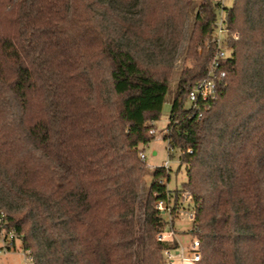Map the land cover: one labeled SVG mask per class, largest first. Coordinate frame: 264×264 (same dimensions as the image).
Instances as JSON below:
<instances>
[{"label": "trees", "instance_id": "16d2710c", "mask_svg": "<svg viewBox=\"0 0 264 264\" xmlns=\"http://www.w3.org/2000/svg\"><path fill=\"white\" fill-rule=\"evenodd\" d=\"M218 13L207 0H0V215L33 264H164L177 243L157 241L155 205L172 219L184 195L198 264H264V0L225 6L226 77L199 119L184 107ZM189 20L164 134L186 183L171 191L155 168L139 225V153Z\"/></svg>", "mask_w": 264, "mask_h": 264}, {"label": "built area", "instance_id": "2783aa9c", "mask_svg": "<svg viewBox=\"0 0 264 264\" xmlns=\"http://www.w3.org/2000/svg\"><path fill=\"white\" fill-rule=\"evenodd\" d=\"M211 3L219 6V13L214 23V31L210 39L205 43V47L212 51V58L207 67L206 75L203 79L199 80L195 84L191 85L186 103L188 108L193 112H197V118L199 119L202 112L208 108L209 103L215 100L217 89L221 87L223 80L226 77L224 66L231 58V49L228 44L229 32L225 24L224 8L226 6V0H207ZM236 39V37H235ZM149 134L153 135V131L149 130ZM168 149V147H167ZM139 158L144 161L145 156L143 152L139 153ZM165 171L168 170V164L162 167ZM184 200H189L188 195H184L181 201L183 207ZM157 211L162 212L163 215H171V206L166 205L163 201H158L155 205ZM180 208V207H179ZM178 208V209H179ZM179 211V210H178ZM192 219V213L189 216ZM6 222L3 216L0 215V245L2 248H11L18 238L13 231L6 232L4 225ZM164 224L160 228V232L157 234V241H176L177 248L172 250H164L163 261L164 264H198L200 261L199 253V241L192 239V241L183 246L177 240L173 227L170 224V231L166 233ZM23 252V251H22ZM24 256L28 259L27 264H33L29 255V252H23Z\"/></svg>", "mask_w": 264, "mask_h": 264}, {"label": "rangeland", "instance_id": "374dc122", "mask_svg": "<svg viewBox=\"0 0 264 264\" xmlns=\"http://www.w3.org/2000/svg\"><path fill=\"white\" fill-rule=\"evenodd\" d=\"M196 2L200 0H195ZM231 0H226V6H230ZM191 29V20L187 23L185 32L183 34V39L181 47L179 50L178 61L175 65L173 71L171 82L169 84L168 92L165 96L164 103L161 108V114L159 119L152 124L150 130L153 131L152 139L143 147V154L145 156L144 165L146 175L143 179L139 199L137 203V219L140 225V213L142 211L145 195L150 181L151 172L158 167H163L166 162L168 164L169 180H165L166 187L171 190H179L186 183L185 168L180 165L178 157V151L174 150L168 153L167 143L164 140V134L166 132V125L168 123V116L170 113L171 102L174 97V90L179 77V70L183 66L182 58L186 43L188 41L189 32ZM200 51V49H198ZM189 65V64H187ZM188 109L187 103L184 105ZM149 133V130H148ZM150 135V134H149ZM140 151L142 149L140 148ZM155 153V155H153ZM188 200H184L183 207L177 212L176 216L171 219L168 214L163 215V222L165 227V232L170 231V224L173 227L177 240L181 245L186 246L192 241V236L189 234L191 229V220L189 218L192 211L188 208ZM28 259L24 256L22 250L20 249V241H16L11 248H2L0 245V264H27ZM139 264V261H136Z\"/></svg>", "mask_w": 264, "mask_h": 264}, {"label": "crops", "instance_id": "0c3cea01", "mask_svg": "<svg viewBox=\"0 0 264 264\" xmlns=\"http://www.w3.org/2000/svg\"><path fill=\"white\" fill-rule=\"evenodd\" d=\"M153 155H155V153Z\"/></svg>", "mask_w": 264, "mask_h": 264}, {"label": "water", "instance_id": "95a60500", "mask_svg": "<svg viewBox=\"0 0 264 264\" xmlns=\"http://www.w3.org/2000/svg\"><path fill=\"white\" fill-rule=\"evenodd\" d=\"M154 154V153H153Z\"/></svg>", "mask_w": 264, "mask_h": 264}]
</instances>
